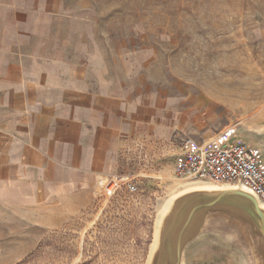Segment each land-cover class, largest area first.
Listing matches in <instances>:
<instances>
[{
	"label": "rangeland",
	"instance_id": "1",
	"mask_svg": "<svg viewBox=\"0 0 264 264\" xmlns=\"http://www.w3.org/2000/svg\"><path fill=\"white\" fill-rule=\"evenodd\" d=\"M57 10L47 55L70 63L62 70L79 73L77 84L134 100L142 130L83 208L0 200V264H149L166 205L195 185L174 172L183 138L233 128L264 152V0H62ZM119 176L137 190L109 191ZM242 240L213 220L182 263L246 264Z\"/></svg>",
	"mask_w": 264,
	"mask_h": 264
},
{
	"label": "crops",
	"instance_id": "2",
	"mask_svg": "<svg viewBox=\"0 0 264 264\" xmlns=\"http://www.w3.org/2000/svg\"><path fill=\"white\" fill-rule=\"evenodd\" d=\"M61 5L0 0V200L72 211L142 126L134 100L77 84L79 73L62 70L70 63L47 55L45 22Z\"/></svg>",
	"mask_w": 264,
	"mask_h": 264
},
{
	"label": "water",
	"instance_id": "3",
	"mask_svg": "<svg viewBox=\"0 0 264 264\" xmlns=\"http://www.w3.org/2000/svg\"><path fill=\"white\" fill-rule=\"evenodd\" d=\"M216 219L240 231L246 264H264V206L241 186L193 188L173 197L159 220L149 264H183L188 246Z\"/></svg>",
	"mask_w": 264,
	"mask_h": 264
},
{
	"label": "built area",
	"instance_id": "4",
	"mask_svg": "<svg viewBox=\"0 0 264 264\" xmlns=\"http://www.w3.org/2000/svg\"><path fill=\"white\" fill-rule=\"evenodd\" d=\"M174 172L190 183L241 186L264 204V152L237 138L233 128L210 138H183L175 156ZM105 187L135 192L129 176L111 177Z\"/></svg>",
	"mask_w": 264,
	"mask_h": 264
},
{
	"label": "bare ground",
	"instance_id": "5",
	"mask_svg": "<svg viewBox=\"0 0 264 264\" xmlns=\"http://www.w3.org/2000/svg\"><path fill=\"white\" fill-rule=\"evenodd\" d=\"M102 183V182H101ZM187 183V182H186ZM190 183V182H189ZM202 187H204V188H215V187H231V186H225V185H223V186H220V185H215V184H210V183H203V184H195V185H192V186H186V188H184V189H182V190H180L179 192H177L174 196H177V195H179V194H181V193H183V192H186V191H188V190H190V189H193V188H202ZM261 205L262 206H264V204H262L261 203ZM166 207H167V205H166ZM154 246H155V244H154Z\"/></svg>",
	"mask_w": 264,
	"mask_h": 264
}]
</instances>
